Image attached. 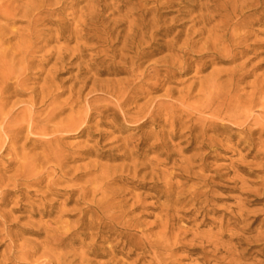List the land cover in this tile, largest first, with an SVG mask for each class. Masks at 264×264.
Here are the masks:
<instances>
[{
  "label": "bare ground",
  "instance_id": "bare-ground-1",
  "mask_svg": "<svg viewBox=\"0 0 264 264\" xmlns=\"http://www.w3.org/2000/svg\"><path fill=\"white\" fill-rule=\"evenodd\" d=\"M61 1L0 0L1 96L5 93H15V89L24 82L22 76L29 64L27 59L38 49L36 31L41 23L46 22L48 16L61 14L59 9H55L61 5ZM106 1L81 0L85 5L74 14L75 26L72 30H69V24L57 22L54 25L59 38L69 33L75 41L70 63H75L77 69L75 79L80 86L76 95L79 96L91 84L86 96L99 91L109 97V103L97 106L85 99L86 106L82 112L74 111L75 101L51 103L43 118L27 114L23 117L17 115L11 119V111H5V104L0 102V154L8 152L11 155V165H18L11 177L14 183L16 179H23L28 185H44L50 195L55 197L62 194V190L55 187L67 185V197L62 203L63 208L58 210L59 216L56 219L58 222L62 216L77 219L69 234L44 237L41 254L55 255L54 264H99L97 259L106 257H109V260L104 264H114L119 245H122L120 251L129 248L128 253L136 256L134 264H173L174 249L180 237L189 232L184 231L182 234L181 229L173 228L171 222L177 219L178 210L185 208L181 198L183 195L190 197L189 204L191 203L192 208L189 212L190 220L196 222L208 215L203 200L205 193L201 188L184 191L172 182L171 173L162 169L165 164L171 163L169 155H166L164 161L156 159L150 160L147 165H138L135 163L137 160L131 158L133 147L128 149L127 146L124 147V155L129 157L128 165L113 167L109 171L108 167L95 163L93 168L99 175L92 180L81 183L75 177L68 179L69 174L64 171L66 158L60 149L53 146L56 135L77 133L86 129L88 124L95 122L97 118H110L112 122L122 118L141 126L150 125L156 128L158 124H162V127L168 126V131L161 130L156 135L157 143L150 144L149 150L173 151L171 142L175 138L183 137L182 135L177 137L179 124L174 116L170 117L171 121L168 122L157 118L160 111H156L147 103L138 105L141 99L138 95L148 96L165 81L157 78L156 68L146 74L149 68L143 69V64L138 61L154 53L152 45H156L159 50L173 51L179 42L181 45L177 49L178 54L169 65H179V69H188L196 64L189 59L186 60L184 55L186 51H192L197 43H201L196 53H203L201 56L205 60L198 66L196 74L202 73L207 65L214 61L224 62L222 59L224 57L231 61H235L238 56L243 58L246 55V43L252 28L264 23V12H257L264 5V0H181L183 5L181 9H186L187 6L197 8V15L192 22L194 28H199L193 32L192 28L183 32L182 25L165 27L164 22L160 20L158 1L161 0L135 1L134 10L139 18L135 22H138L139 31H133V6L129 8L133 0H109L108 4ZM149 1L156 4L154 9H145ZM108 11L109 14L104 17ZM150 16L152 18L147 20ZM50 23L53 24L51 21ZM16 24H25L26 30L18 34L16 29L13 30ZM177 28H181L182 31L174 34ZM182 34L185 35V39L180 41L179 37ZM158 36L171 39L159 45L155 44ZM198 36L204 37L195 41ZM146 38L151 44L140 49ZM13 40H16V43L11 45ZM145 49H150V52H146ZM87 57L90 59L86 60ZM64 58L66 55L60 54L55 65L61 66ZM159 63L168 64L167 61ZM169 71L170 69L166 70L167 73ZM250 74L251 71L246 70V64H242L237 71L227 75L225 81H221L223 76L216 70H211L206 77L197 79L198 88L194 90L195 96L202 97L203 103L185 105V102H182L180 106L194 111L200 116L198 121L203 124L200 126L194 124L186 128L185 150L199 151L205 148L210 142L207 133L221 132L223 130L221 123L224 121L249 125L248 136L258 131L264 132V72L261 75H254V80L247 84L245 80ZM120 75H124L125 78L100 84L97 80L100 76ZM140 78L155 79L156 83L143 84L145 89L137 90L135 81ZM12 81L14 83L10 84ZM242 83H245L249 92L245 94L243 101H240L236 97ZM191 93H186L185 98H189ZM31 102L30 108L35 105L33 98ZM40 104L45 102L41 100ZM255 108L261 110L256 117L252 116ZM133 109H137L136 112L133 113ZM67 112L68 114L63 117ZM204 115H208V118H203ZM25 132V141L39 143L46 146V150L42 155L23 158L16 164L18 154L15 148ZM196 132L198 134H195ZM165 140L167 142H164ZM141 145L147 146L143 143ZM23 148L22 146L20 149ZM180 152L182 153V150ZM179 158L180 166L172 162L171 169H178V176L187 179L185 175L191 173L192 160L182 159L181 156ZM119 159L127 160L123 156L115 157L113 161ZM69 184L71 185L68 186ZM147 198L155 200L156 203L164 199L162 204H159L161 214L158 222L159 232L152 236L138 231L141 227L140 211ZM49 204L51 206L50 202ZM69 205L71 208L67 209ZM46 214L49 216L53 213ZM235 217L237 219H234L231 230L225 229L229 227L230 220L226 221V226L220 221L216 232L211 229L199 232L198 226L195 225V230L188 236L190 249L187 251L199 256L196 259L198 264H244L243 254L238 252L232 243L246 240L245 234L251 230L258 218L254 217L252 224L248 223V219L242 220L243 217L248 218L242 207L237 209ZM207 221L205 219L202 223ZM66 240H69L68 244H65ZM251 240L264 243V230L261 231V228L256 230ZM59 250L64 253L57 254ZM252 264H264V258L254 260Z\"/></svg>",
  "mask_w": 264,
  "mask_h": 264
},
{
  "label": "rangeland",
  "instance_id": "rangeland-1",
  "mask_svg": "<svg viewBox=\"0 0 264 264\" xmlns=\"http://www.w3.org/2000/svg\"><path fill=\"white\" fill-rule=\"evenodd\" d=\"M22 1L25 2L26 0ZM135 1L133 0L129 5V8L133 6V31L138 30V22H135V20L139 19L134 10ZM109 2V0L106 1L107 4ZM84 5L85 2H81V0H62L61 5L55 8L59 9L61 14L55 13L48 16L45 19L46 22L39 25L36 31L38 49L27 59L29 64L22 76L24 82L15 89V93L10 92L0 95V102H3L6 106L5 111H11V119H14L17 115L23 117L27 114L42 116L43 118L51 103L63 104L70 100L71 102L75 101L74 111L76 112L83 111L86 106L85 99L97 106L109 103V97L99 91L86 96L91 84L79 96L76 95L80 85L77 84L75 79L77 75L75 63H70L75 41L72 39V34L65 33L64 36L59 35L61 36L59 38L55 33L56 26L54 24L57 22L69 24V30H72L75 26L74 18L76 16L74 14ZM158 6L161 14L160 20L164 22L165 27L182 25L183 32L189 28H192V32L198 30L199 27L194 28L192 22L197 15V8L187 6L186 9H181L183 7L181 0H161L158 1ZM155 7L156 4L149 1L145 9H154ZM109 12H106L104 17ZM257 12H264V5ZM151 18L150 16L147 20ZM15 29L18 34H21L26 30V25L16 24L13 30ZM178 31H182V29L177 28L174 34ZM147 34H150L149 30ZM184 34L179 37L180 41L185 39ZM65 37H68V39ZM203 37L198 36L195 41L201 40ZM170 39L171 37L158 36L155 39L157 40L155 44L162 45L163 41ZM143 42L144 44L141 45L140 49L147 48L151 44L147 38ZM14 43H16V40H13L11 45ZM180 45L179 42L173 51L159 50L156 45H152L151 48L154 53L150 57H144L138 61V63L143 64V69L149 68L146 74L151 73V69L156 68L157 78L165 81L148 96L138 95V97H141L138 105L147 103L156 111H160L157 118L165 119L168 122L171 121L170 117L174 116L179 124L177 137L179 135L183 137L180 139L175 138L171 142L174 147L173 151L149 150L150 144L157 143L156 135L161 130L168 131V126L162 127V124H158V128L150 125L141 126L135 122L124 121L122 118L117 122H112L110 118L105 119V117L104 119L97 118L95 122H90L86 129L77 133L57 134L53 146L60 149L66 158L64 171L69 174L68 179L75 177L81 183L92 180L99 175L95 173L96 169L93 168L95 163L108 167L109 171L113 167L123 164L128 165L130 161L129 157L124 155L125 146L128 149L133 147L131 158L137 160L135 163L138 165H147V162L156 159L164 161L166 155H169L171 163L165 164L162 169L171 173L172 182L177 184L180 190L189 191L191 188H201V191L205 193L203 200H205L204 206L208 212L205 218L193 222L189 219L191 217L189 212L192 209L190 208L191 203L189 204L190 197L185 195L181 197L185 208L178 210L177 219L172 221L171 225L175 229L180 228L182 234L184 231L189 233L180 237L174 249L173 264H198L196 259L199 256L196 253L187 251L190 249L188 245L190 237L188 236L195 230V225L198 226L199 232L209 229L216 232L220 221L226 226V221L230 220L229 227H225V229L231 230L234 226V219H237L235 214L239 207H242L248 216V218L243 217L242 220L248 219V223L252 224L253 218H258L252 225L251 230L245 234L246 240L232 243L237 251L243 254L244 264H252L254 260L264 258V243L251 240L256 230L260 228L261 231L264 230V132L258 131L248 136L247 128L250 127L249 125L224 121L221 123L223 127L221 132L216 134L207 133L210 142L207 143L205 148L199 151L185 150L187 146V134H184L186 128L194 124L200 126L203 123L198 121L200 116L195 114L194 111L187 110L180 105L182 102H185V105L203 103L202 97L195 96L194 90L198 88L196 81L198 78L206 77L211 70L220 72L223 76L221 81H225L227 75H230L232 71H237V68L242 64H246V70L251 71L250 76L245 80L247 84L254 80V75L263 74L264 23L252 28L246 43V55L243 58L238 56L235 61H231V59L224 57L222 58L224 62L214 61L210 65L208 64L202 73L196 74L198 66L205 60L201 56L203 53H196L201 47V43H197L192 51H186L184 55L186 60L189 59L190 62H196V64L188 67V69H179V65H169V62L178 54L177 49ZM145 50L150 52V49ZM60 54H65L66 58L62 61L61 66H58L55 63ZM88 59L90 58L87 57L86 60ZM161 61H167L168 64L159 63ZM168 69H170L169 73L166 72ZM120 78H125V76H100L97 80L100 84L101 82ZM135 82L136 89L139 90L143 88V84L150 85L156 83V80L140 78ZM13 83L14 81L10 84ZM245 83L239 85L240 92L236 98H239L240 101L249 92ZM190 92H192L190 97L186 99L185 94ZM32 98L35 105L30 108ZM41 100L45 104H40ZM136 110L133 109L132 112L134 113ZM259 110V108H255L252 116H258L261 112ZM183 112L185 113L183 114ZM67 114L68 112L63 117ZM202 117L208 118V115ZM96 121H99V123ZM195 134H198V132ZM25 136L26 132L21 136V140L15 148L18 154L16 164L19 161L21 162L23 158L29 159L36 155H42L43 151L46 150V146L25 141ZM141 143L147 146H140ZM22 146L24 147L23 150L20 149ZM180 150H182V153ZM100 154L102 156H99ZM123 156L127 160L113 161L115 157L123 158ZM179 156L182 159L190 158L192 160L191 173L185 175L187 179L178 176V169H171L172 162H176L180 166ZM10 160L11 155L8 152L0 154V264H54L56 263L55 255L42 256L41 254L44 237L46 235L48 237H60L64 233L69 234L77 219V217L70 218L66 216H62L60 222L56 219L59 216L58 210L63 208L62 203L67 197V185L55 187L62 190V194L55 197L50 195L44 185H28L23 179H16L14 183L11 177L18 165H11ZM163 201L164 199H161L159 203H156L151 198L144 200L143 209L140 211L142 215L140 217L141 227L138 230L139 232L148 236L159 232L158 222L161 215L159 204H162ZM66 208L70 209L71 205ZM48 212L53 214L48 216L46 214ZM205 219L209 222L202 223ZM223 240L226 241V239ZM116 242L117 240L114 241V243ZM68 243L69 240H66L65 244ZM104 247H107V245H104ZM121 248L122 245H119L114 264H134L136 256L128 253L129 248L120 251ZM56 253L62 254L64 252L59 250ZM108 260L109 257L97 259L99 264H104Z\"/></svg>",
  "mask_w": 264,
  "mask_h": 264
}]
</instances>
